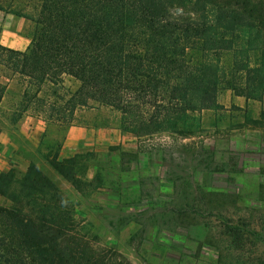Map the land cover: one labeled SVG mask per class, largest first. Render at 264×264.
<instances>
[{
	"label": "rangeland",
	"instance_id": "obj_1",
	"mask_svg": "<svg viewBox=\"0 0 264 264\" xmlns=\"http://www.w3.org/2000/svg\"><path fill=\"white\" fill-rule=\"evenodd\" d=\"M241 1L264 13V0ZM35 4L0 0L2 46L25 51L22 43L31 42L35 28L18 13H34ZM4 28L9 32L5 36ZM258 56L227 54L220 67L237 82L245 70L257 66ZM7 57L0 50V81L6 86L1 125L31 115L44 120L53 136L63 135L69 118L72 125L88 120L120 125V112L95 103L72 114L66 101L79 84L71 77L40 92L31 89L29 101L24 97L28 80L14 71ZM221 87L219 107L199 113L190 135L142 139L140 151L110 145L63 159L60 140H43L34 160L11 169L15 178L9 195L18 194L17 181L34 167L32 204L63 223L59 230L65 251H84L92 261L103 257L104 264H264V123L254 122L264 99H246ZM238 97L247 104L237 105ZM67 159L72 160L57 163ZM146 164L155 171L141 173ZM0 205L12 202L0 195Z\"/></svg>",
	"mask_w": 264,
	"mask_h": 264
},
{
	"label": "trees",
	"instance_id": "obj_2",
	"mask_svg": "<svg viewBox=\"0 0 264 264\" xmlns=\"http://www.w3.org/2000/svg\"><path fill=\"white\" fill-rule=\"evenodd\" d=\"M30 1L34 13H18L34 24L29 47L0 44L14 71L28 80L29 101L31 89L40 92L71 77L79 84L66 101L72 114L92 103L110 108L121 113L120 129L142 140L190 135L199 113L219 107L222 85L236 96L264 99V13L248 2ZM252 52L259 53L257 66L237 82L229 79L220 67L223 57L247 59ZM5 93L0 81V105ZM254 122L264 123V109ZM34 175L30 167L13 197L14 171L0 174V195L12 202L0 205V264H104L103 257L92 261L84 251L62 248L63 223L32 204Z\"/></svg>",
	"mask_w": 264,
	"mask_h": 264
},
{
	"label": "crops",
	"instance_id": "obj_3",
	"mask_svg": "<svg viewBox=\"0 0 264 264\" xmlns=\"http://www.w3.org/2000/svg\"><path fill=\"white\" fill-rule=\"evenodd\" d=\"M5 33L9 32L4 28L2 35L5 36ZM9 38V42L14 44L11 36ZM29 45V42H23V50H26ZM235 102L239 106H245L246 103L242 101L241 97H238ZM261 105L264 108V102ZM0 128V174L8 172L14 167L29 164L39 155L40 146L45 139L51 140V142L60 140L59 157L63 159L93 148L110 145L120 146L126 151H140L141 141L137 137L123 132L119 124L109 126L88 120L80 125L67 127L62 136L58 133L53 136L44 120L25 115L15 123L0 124ZM150 152L151 149H148L145 153L150 156ZM146 170L148 172L155 171L149 164L141 166V173Z\"/></svg>",
	"mask_w": 264,
	"mask_h": 264
}]
</instances>
